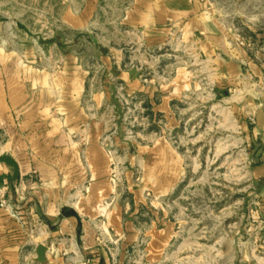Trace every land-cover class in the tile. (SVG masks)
Returning <instances> with one entry per match:
<instances>
[{"label": "crops", "instance_id": "1", "mask_svg": "<svg viewBox=\"0 0 264 264\" xmlns=\"http://www.w3.org/2000/svg\"><path fill=\"white\" fill-rule=\"evenodd\" d=\"M97 1L65 3L61 23L89 31ZM126 2L116 25L136 31L145 42L159 44L178 36L212 58L220 77L235 80L244 65L253 77H264V66L248 61L237 45L219 35L203 0ZM96 57L98 78L79 56L66 54L59 66L46 68L40 58L24 61L0 50V154L11 156L19 168V178L11 183V171L0 163V183L9 181L8 196L18 213L13 218L0 209V264H39L34 258L40 244L47 248L44 264H76L83 256L92 258V264H113L114 254L116 263L123 264L141 235L149 236L146 261L152 263L175 235L170 222L157 228L155 218L146 231L135 217L146 203L145 190L161 200L177 186V152L158 139L152 146H137L133 154L117 155L107 143L104 114L120 90L125 98L148 100L155 113L172 116L174 101L192 86L189 71L179 69L169 82L154 84L144 65L122 64L115 52ZM252 123L251 137L261 144L256 153L261 164L252 168L253 179L264 180V108H256ZM150 160L153 169L146 168ZM140 161L152 179L143 177L126 199L116 171L119 163ZM156 214L162 220L163 208Z\"/></svg>", "mask_w": 264, "mask_h": 264}, {"label": "rangeland", "instance_id": "2", "mask_svg": "<svg viewBox=\"0 0 264 264\" xmlns=\"http://www.w3.org/2000/svg\"><path fill=\"white\" fill-rule=\"evenodd\" d=\"M84 1L0 0V50L24 61L40 58L46 68L59 66L66 54L79 56L97 78L101 67L96 56L115 52L122 64L146 66L154 84L169 82L177 70L187 68L192 85L174 101L172 116L155 113L148 100H129L120 90L104 114L107 143L117 155L162 139L179 157L177 186L161 200L145 190L146 203L135 217L146 231L155 218L157 228L170 222L173 239L161 259L149 263V236L141 235L123 264H264V180L255 181L252 169L261 164V144L250 132L253 113L264 108V77H253L247 65L235 80L220 77L212 58L178 36L159 44L145 42L136 31L116 25L127 0H98L89 31L63 25L64 4ZM203 2L226 43L264 66V0ZM147 102L151 108L144 107ZM143 163H119V190L126 199L143 177L152 179L151 173L144 175ZM153 165L150 160L146 168ZM161 207L162 220L156 214ZM113 258L117 264L115 254Z\"/></svg>", "mask_w": 264, "mask_h": 264}, {"label": "built area", "instance_id": "3", "mask_svg": "<svg viewBox=\"0 0 264 264\" xmlns=\"http://www.w3.org/2000/svg\"><path fill=\"white\" fill-rule=\"evenodd\" d=\"M9 181L3 179L0 183V209L5 211L13 218H18L17 208L14 206L11 198L8 196ZM78 264H92V260L89 257H81Z\"/></svg>", "mask_w": 264, "mask_h": 264}, {"label": "water", "instance_id": "4", "mask_svg": "<svg viewBox=\"0 0 264 264\" xmlns=\"http://www.w3.org/2000/svg\"><path fill=\"white\" fill-rule=\"evenodd\" d=\"M0 163L4 164L11 171V183H14L19 178V168L16 161L7 154H0ZM46 246L40 244L36 247V257L34 262L44 264L46 262L45 253Z\"/></svg>", "mask_w": 264, "mask_h": 264}, {"label": "trees", "instance_id": "5", "mask_svg": "<svg viewBox=\"0 0 264 264\" xmlns=\"http://www.w3.org/2000/svg\"><path fill=\"white\" fill-rule=\"evenodd\" d=\"M144 107H146V108H151V106L149 105L148 102L144 104Z\"/></svg>", "mask_w": 264, "mask_h": 264}]
</instances>
